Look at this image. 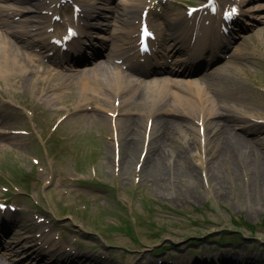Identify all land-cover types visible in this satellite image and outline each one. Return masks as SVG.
<instances>
[{
    "label": "rangeland",
    "instance_id": "rangeland-1",
    "mask_svg": "<svg viewBox=\"0 0 264 264\" xmlns=\"http://www.w3.org/2000/svg\"><path fill=\"white\" fill-rule=\"evenodd\" d=\"M8 1L24 11L17 18L8 19L7 25L0 24L5 35L21 29L19 20L24 21L28 14L25 7L44 19L50 14L42 11L59 13L61 20L53 22L60 25L61 31L63 20L73 22L69 0H41L43 3L37 7L27 0ZM120 1L75 0L80 5L94 2L101 7L100 12L109 15L102 20L108 23L107 30L97 34L106 37L109 45L117 31ZM217 1L220 7L225 5V0ZM131 2L146 7L147 21L156 37L161 29L167 28L168 32L170 26L179 24L186 4H201L204 0ZM242 7L247 11L241 12L228 35L231 44L227 57L193 75L153 72L141 79L135 76L134 82H123L122 95L113 91V71H108L110 76L106 79L101 76L99 88L85 93L77 85L81 75L72 63H54L43 57L42 48L36 50L40 46L32 41L45 43L48 35L57 30L56 25L49 30L50 21L41 23L31 37L20 35V40L7 35L15 43L20 42L17 44L33 62L22 77L7 79L0 75V202L15 207L0 208V231L8 230L5 237L9 239L6 247H0V257L10 264H42L43 258L37 252H20V246H14L18 240L25 242L24 246L31 245L29 240L45 250V256L52 257L55 252L36 235L48 233L53 242H62V255L79 256L77 264H94L91 258L106 264H264V0H245ZM136 18L127 27L131 37L129 34L124 38L130 42L122 43L120 52L105 58L92 55V49L86 48L81 58L90 62L81 68L89 69L96 61L107 59L110 65H118V70L130 74L116 59L125 57L126 65V59L136 58L130 48ZM167 19H172L171 23L167 24ZM179 53L168 56L167 63L171 64ZM36 69L40 73H35ZM55 72L59 75L52 76ZM143 78L197 80L208 85L210 106L229 107L233 114L230 123L235 131L250 139L253 151H259L257 159L248 167L236 163L230 155L234 169L217 161L212 114L203 106L196 111L195 102L194 109L182 111L186 115L175 116L168 110L169 105L157 106L159 99L150 95L129 100ZM172 91L185 94L177 88ZM158 107L161 117L175 118L182 124L183 131L178 132L169 149L173 155L187 151L184 165L188 170L185 167L180 177L168 164L159 177L156 168L154 176L145 171L148 159L143 153H147L151 138L157 135L152 117ZM171 108L177 114L182 109ZM128 118L140 120L144 130L138 136L135 154L124 165L120 161L123 134L119 125ZM188 142L192 143L190 148L186 147ZM228 149L242 157L239 150ZM195 219L200 221L194 222ZM233 219L251 223L255 229L242 227L240 235H233ZM123 222L133 226L134 233L115 228L123 227ZM0 238L3 240L4 233L0 232ZM219 238L223 241L215 244ZM163 244L168 248L158 251ZM190 248L200 250L196 257L188 255ZM21 254H27L24 258L28 262L20 258Z\"/></svg>",
    "mask_w": 264,
    "mask_h": 264
},
{
    "label": "bare ground",
    "instance_id": "bare-ground-1",
    "mask_svg": "<svg viewBox=\"0 0 264 264\" xmlns=\"http://www.w3.org/2000/svg\"><path fill=\"white\" fill-rule=\"evenodd\" d=\"M27 1L33 4L34 7H37L38 5L43 3L40 0H27ZM131 1L132 0H121L120 1L121 8H120L118 15H116L118 24L116 26L117 32L114 35V38L115 40H120V42L124 35L129 36L130 34L127 27L130 26V24H132L131 23V21L133 20L132 17L134 18L136 14L138 15L139 10L140 11L142 10L140 6L136 5L135 3H132ZM6 3H8V1ZM244 3H245V0H241V6H243ZM81 7H82V10H80V12H82V14H80V16L78 17L79 20H77V23L75 24V27H77L78 29L77 31L79 33V36L73 37L69 41H67L68 42L67 44L69 46V50L67 52L68 53L67 58L69 59L70 57L71 58L75 57L74 59H81L80 62L83 63V62L88 61V60H83L80 57L81 55H83L82 51L86 47L84 46L85 43L88 44L87 45L88 47L90 46L89 50L92 49L93 52L96 51V55L98 56L101 54V51L103 53V49L108 47V46L106 47V39L99 38L101 42V44L98 45L99 48L91 44L92 43L91 40L93 39L92 31L96 33L100 31V30H95L94 28H102L101 26L102 24L108 25V23H102V20H105L106 18H108L109 15H107L105 11L100 12L99 8L101 7L97 6L94 2H88V4H82ZM16 9L17 11L15 10L13 6L10 5V2L8 5H3V6L0 5V22L4 23L13 14H17L24 10V9L22 10V8H16ZM25 10H28V12L30 13L27 14V18L25 21L21 20V23H22L20 25L21 29L17 31V33H19V35L30 36L31 34L35 32L34 30L39 28L38 24L41 23L42 21L37 19L39 15H35L34 13H32L31 11H33V9H30V7L29 8L25 7ZM240 11L242 13H245L247 10L240 8ZM91 21H94V22H91ZM171 21L172 19H169L170 23ZM219 21H220V16L217 17L216 15L212 16V15H206V14L201 15L200 14L199 19L194 22H192L190 19H188L185 16V19L183 20V22L182 23L180 22L181 25L179 26V28L176 27L173 31L169 32L170 34H175L174 36L176 35L180 36L176 39L171 40L172 43H170L171 45L172 44L178 45L179 41H182L184 37H186V35L188 36L190 34V32L186 31L188 26L190 27V29L195 30V40H194L195 46H192L191 48V49H194V51L189 52L190 50H187L188 53H186L184 56V51L182 50L181 56L177 57V59L179 60L187 61L190 64H194V66L191 67L189 66L190 65L189 64L187 68H184V66L182 65V62L180 61L179 64H176L174 62V66H176V68L180 67L184 71V73H189V72H193V70L195 71L197 70L198 66L195 64V61L199 58V54L203 53V49H204V47L200 46V43L205 44L206 41L212 42V41L219 40L220 37L218 36L223 37V35L218 33L219 32L218 26L216 25L217 22ZM17 33H12V34L17 36ZM17 43H15L14 40L10 39L9 37H7V35H5L4 33L0 31V75L7 79L17 78L18 76L22 77L26 75L28 73V69H27L28 66L32 64L31 62H33L31 56L30 57L25 56L26 52L22 51V48ZM121 43L115 46L114 45L111 46V48L107 49L104 52V55H106L107 57H110L113 53L118 52L120 50L119 45ZM35 45H38V44H35ZM171 45H169V47H166L165 49H167L168 51H172L173 49ZM225 46H227V42H225L224 44L220 43V45L216 44V42L212 43L210 45L211 49H207V53L206 52L204 53L207 57L206 59L209 61L212 58L215 59L218 56H220L219 53L220 51L224 49ZM177 48H179V46ZM108 61L109 60L106 59L101 62H96L94 64V67H91L89 69H86V68L77 69V73L81 75L80 78L78 77V81H77V85L79 86L80 90H82L85 93H88L91 89L99 88L101 86V83L103 82V79L101 78V76L105 77L106 79V77L110 76L108 71H113V74L115 75L114 82L116 86L115 89H113V91L115 90L114 91L115 93L122 95L123 89L121 87L123 85V82L132 81L135 77L134 74L139 75L138 79L146 75V74L140 73V70H143L141 67L151 68L154 71H156V68H154V64H148V63L144 64L143 63V64H140L141 67H138L136 65L129 66V67H132V70H130L131 72H134V71L136 72V73L134 72V74L133 73L129 74L127 73V71L118 70V67H119L118 65H113L112 63L110 65ZM34 67H36V65H34ZM134 68H137V69H134ZM192 68L193 70H190ZM46 71L52 73L49 70H46ZM36 72L40 73V70L36 69L35 73ZM178 72H181V70ZM55 75L57 76L59 75V73L55 72L52 74V76H55ZM123 78H126V81ZM109 79H111V77ZM134 81L135 79L133 80V82ZM141 83L142 84H139V85L136 84L137 90L134 92L132 96L129 97V100L133 98V96L135 99H140L141 97L146 98V95H150L151 97L157 98V100L159 99L157 106L163 105L161 107L165 108V105L166 106L169 105L168 108L170 109L168 110L169 111L172 110L171 112L175 116L176 115L177 116L186 115V114H182V111H186V110L190 111L194 109V102L196 103V111H199L201 109V106H203V108H206L207 111H210V115L212 114L211 117L213 118L211 122L214 123V126L212 128L213 139H215V143L217 144L216 148L218 149L216 151L217 161L223 162V163L225 162L229 165L231 169H234L235 164L232 161L230 155L235 158L236 163L238 164L245 163L248 167L253 164V161L255 159H257L256 154L259 153V151L254 152L253 151L254 145L253 143H251L250 139L246 138L242 134L235 131L233 124L230 123V120L233 117V114H230L231 110L229 109V107L221 106L222 107L221 108V107H217L214 105L210 106L211 105V102L209 99L210 97L207 93L209 89L208 85H203L197 80L177 81V80H171L168 78H165L162 80L161 79H155V80H145L144 79L142 80ZM172 88H177L178 90L179 89L184 90L185 94H181L179 91H172ZM167 97H171V98L169 99ZM197 104L200 105V108ZM174 106L182 108L181 111L178 112V114L173 113L174 109H172L171 107L176 108ZM161 107H158V113L152 117L153 127L155 129V132H157V135L151 138V141L149 142L148 151L145 156V159H148V163L145 167V171L147 170L148 172H150L151 175L154 176V174L152 173H153V170L156 168V171H158V173L156 174V177H159V175H161V172L163 171V166L165 164H168V165L174 166V168L176 169L177 175L179 174V177H180L181 175H183L182 174L184 172L183 169L185 170L187 168L184 165L187 151L181 150V151H178L177 154L173 155L169 152V149L170 147L172 148V142L177 137L178 132L181 130L183 131L182 124H181V121H179L178 119L166 118L164 116L161 117V114L159 113V110H160L159 108ZM101 119H104V118H101ZM254 124L255 122L252 123V125ZM119 127H120L121 133L123 134V136L120 137V140L122 141V144H121L122 155H120V159H121L120 161H122V164L125 165L126 163L130 161L131 156L134 155L136 152L135 150L138 147V143H139L138 136L140 132L144 130V126L141 124L140 120L137 121L133 118H128L126 120H121ZM206 134L209 135V132L207 131ZM194 135H195V138L198 139V135L197 134H194ZM191 145L192 143L188 142L186 147L190 148ZM198 146H200L199 142H198ZM228 148H234V149L239 150V153L240 155L242 154V157H239L238 155L234 153H230V149ZM196 157L197 159H200L199 156H196ZM26 237L27 236H25V238ZM43 237H45V239L47 240H50L49 235H43ZM52 245L60 247L63 244L61 242L55 241L52 243ZM19 246H20L19 248L20 252L21 250L23 251L25 249L21 241L16 242L14 247L16 248ZM29 247L30 246H28L27 248ZM31 249H32V251L30 252L31 254L33 252V249H35V253L37 252L39 255L41 253H45L44 250L38 247H35V246H31L28 250H31ZM25 256H27V254ZM42 257L44 258L45 263L49 264L47 256H42ZM0 264H10V263L4 260L2 257H0Z\"/></svg>",
    "mask_w": 264,
    "mask_h": 264
},
{
    "label": "snow or ice",
    "instance_id": "snow-or-ice-1",
    "mask_svg": "<svg viewBox=\"0 0 264 264\" xmlns=\"http://www.w3.org/2000/svg\"><path fill=\"white\" fill-rule=\"evenodd\" d=\"M233 11H236L235 9H233ZM145 33L146 34H148V35H150V33H147V29H145Z\"/></svg>",
    "mask_w": 264,
    "mask_h": 264
},
{
    "label": "trees",
    "instance_id": "trees-1",
    "mask_svg": "<svg viewBox=\"0 0 264 264\" xmlns=\"http://www.w3.org/2000/svg\"><path fill=\"white\" fill-rule=\"evenodd\" d=\"M251 225H249V227H250Z\"/></svg>",
    "mask_w": 264,
    "mask_h": 264
}]
</instances>
